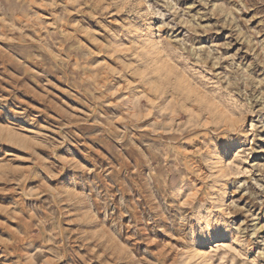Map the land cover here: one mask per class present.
Instances as JSON below:
<instances>
[{"label": "rangeland", "instance_id": "1", "mask_svg": "<svg viewBox=\"0 0 264 264\" xmlns=\"http://www.w3.org/2000/svg\"><path fill=\"white\" fill-rule=\"evenodd\" d=\"M0 264H264V0H0Z\"/></svg>", "mask_w": 264, "mask_h": 264}]
</instances>
